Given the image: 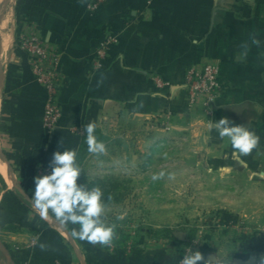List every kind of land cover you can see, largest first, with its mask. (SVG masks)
Segmentation results:
<instances>
[{
    "label": "crops",
    "instance_id": "crops-1",
    "mask_svg": "<svg viewBox=\"0 0 264 264\" xmlns=\"http://www.w3.org/2000/svg\"><path fill=\"white\" fill-rule=\"evenodd\" d=\"M92 1L20 5L0 95V154L13 175L10 183L0 174L6 183L0 191V238L12 256L9 264H173L179 258L181 238L140 243L133 251L73 239V226L42 219L31 195L37 167L49 164L56 151L75 149L78 156L90 122L106 143L116 141L119 130L128 133L139 125L158 130V136L204 134L209 119L201 105H189L183 82L191 64L219 61L221 91L210 121L226 117L261 138L260 148L242 163L264 157V0H104L91 10ZM28 25L62 51V115L51 132L42 122L47 93L18 43ZM109 34L118 40L95 67L94 49ZM157 78L166 83L159 86ZM196 251L209 264H241L230 251Z\"/></svg>",
    "mask_w": 264,
    "mask_h": 264
},
{
    "label": "rangeland",
    "instance_id": "rangeland-1",
    "mask_svg": "<svg viewBox=\"0 0 264 264\" xmlns=\"http://www.w3.org/2000/svg\"><path fill=\"white\" fill-rule=\"evenodd\" d=\"M13 47L12 41L0 55V95ZM209 121L204 134L193 137L189 130L153 135L158 130L141 125L128 133L119 130L116 141L98 139L107 148L100 156L88 153L84 145L77 156L83 169L78 183L104 193L105 222L117 226L108 247L133 251L140 243L181 238L184 247H215L240 256L241 264H258L256 258L264 255V157L252 163L225 160L232 151L230 143L215 130L209 132ZM225 165L230 170L220 171ZM161 170L175 172L176 179L153 182L151 176ZM0 255L2 263L9 264L3 251Z\"/></svg>",
    "mask_w": 264,
    "mask_h": 264
},
{
    "label": "clouds",
    "instance_id": "clouds-1",
    "mask_svg": "<svg viewBox=\"0 0 264 264\" xmlns=\"http://www.w3.org/2000/svg\"><path fill=\"white\" fill-rule=\"evenodd\" d=\"M84 0H81L83 3ZM258 43V42H257ZM96 124L90 122L84 126L86 134L85 143L90 154L100 156L107 153L104 142L99 141L95 135ZM208 130H215L221 140L225 138L231 146V153H226L224 159L240 162L242 157L250 155L253 150L259 149L261 138L247 126L233 125L228 118L218 121H209ZM209 135L204 137L207 143ZM62 146V140L60 142ZM166 155V154H165ZM51 171L48 174L33 178L34 190L31 195L32 207L36 209L42 219H52L62 228L70 225L73 239L87 241L92 245L110 246L116 237V225L107 224L104 219L106 203L104 193L99 187L88 188L78 183L83 169L77 163L75 149L56 151L49 163ZM211 170V169H209ZM220 171L227 172L228 166H221ZM167 179L174 181L175 172L163 170L151 176L153 182ZM108 201L112 197L108 196ZM41 249L45 245H40ZM258 264H264V255L256 258ZM180 264H209L200 251L185 254Z\"/></svg>",
    "mask_w": 264,
    "mask_h": 264
},
{
    "label": "built area",
    "instance_id": "built-area-1",
    "mask_svg": "<svg viewBox=\"0 0 264 264\" xmlns=\"http://www.w3.org/2000/svg\"><path fill=\"white\" fill-rule=\"evenodd\" d=\"M104 0H93L89 4L91 10H96ZM118 40L117 34H109L94 49L95 67H100L109 55V49ZM19 46L30 55V64L36 82L46 91L47 98L43 110V127L54 131L62 115L59 92L64 83V74L60 67L62 51L43 41L35 26L28 25L20 34ZM221 65L217 60L206 61L198 66L191 64L184 75V85L187 90L189 105H201L208 115L213 114V104L221 91L219 75ZM157 84L163 86L166 82L157 78ZM51 171L49 164L41 163L37 167V174L44 175ZM190 250L196 251L195 246L184 247L180 256L173 264H180L185 254Z\"/></svg>",
    "mask_w": 264,
    "mask_h": 264
},
{
    "label": "bare ground",
    "instance_id": "bare-ground-1",
    "mask_svg": "<svg viewBox=\"0 0 264 264\" xmlns=\"http://www.w3.org/2000/svg\"><path fill=\"white\" fill-rule=\"evenodd\" d=\"M14 0H0V55L6 52L13 41L12 30V8ZM1 87V86H0ZM0 174L5 177L7 181L12 182L13 175L9 169L8 164L4 161L0 154Z\"/></svg>",
    "mask_w": 264,
    "mask_h": 264
},
{
    "label": "trees",
    "instance_id": "trees-1",
    "mask_svg": "<svg viewBox=\"0 0 264 264\" xmlns=\"http://www.w3.org/2000/svg\"><path fill=\"white\" fill-rule=\"evenodd\" d=\"M21 3H22V0H17V3H16V19H17V24L21 20V15H20V5H21ZM5 188H6V183H5L4 179L0 176V191L2 189H5Z\"/></svg>",
    "mask_w": 264,
    "mask_h": 264
},
{
    "label": "water",
    "instance_id": "water-1",
    "mask_svg": "<svg viewBox=\"0 0 264 264\" xmlns=\"http://www.w3.org/2000/svg\"><path fill=\"white\" fill-rule=\"evenodd\" d=\"M0 251H3L6 254L7 259H8V263L13 262L10 251H9L8 247L6 246V244L2 241L1 238H0ZM0 264H3L2 260H1V255H0Z\"/></svg>",
    "mask_w": 264,
    "mask_h": 264
}]
</instances>
